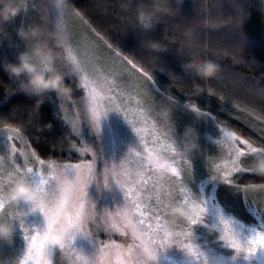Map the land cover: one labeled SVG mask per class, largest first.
<instances>
[{"label": "rangeland", "instance_id": "1", "mask_svg": "<svg viewBox=\"0 0 264 264\" xmlns=\"http://www.w3.org/2000/svg\"><path fill=\"white\" fill-rule=\"evenodd\" d=\"M58 17L64 24L66 42H62L57 36ZM33 25H40L43 31L40 36L27 41L20 37L26 42L27 49L38 42L59 50L62 58L56 62V70L65 75L66 81L75 80L71 97L57 98L56 96L60 116L67 127L71 141L75 139L71 132L72 126L79 124L76 112L77 109L83 112L87 90L82 87V74L74 69L69 59V49L82 62L86 68V74L91 79L97 80L101 87L105 86L106 80H115L121 86L127 84L126 91L131 94L130 104L132 106L137 104L136 97H144V103L140 104L150 107L153 117L163 119L161 113L169 112L174 129L173 139L179 152L177 164L183 169V185L190 193L189 199L193 197L202 199L208 210L203 222L191 227L196 242L207 257L208 264H264V248H257L251 254L241 252L234 258V250L217 239L218 232L210 230V226L215 222L218 223L220 215H223L233 221V226L240 234L242 242H246L255 231H264V192L252 191L246 194L237 182L230 186L219 178L214 179V176H217L214 163L221 162L220 159L227 151V143L230 142L225 132H234L238 136L240 134L218 123L213 115L205 111L194 112L188 104L174 103L155 86L152 88L149 85L134 87L131 81L124 79L127 73H124L123 77L114 76V71L123 72L115 54L106 49L104 44L90 32L87 25L69 9L68 0H27L25 11H22L12 21L11 27L14 29V34H18L20 27L28 28ZM46 32L55 39L48 40ZM189 128L196 131L199 145L198 149L190 153L183 151L185 142L183 134ZM80 135L84 141L95 148L103 161L109 163H119L130 148L139 147L137 134L116 111H110L102 117L99 133L95 131L89 119L83 118ZM20 147L29 148L23 136L13 138L10 129L0 131V192L7 191L20 179H25L39 187L38 177L26 174L23 169L25 162H30L28 166L35 168H39L40 165L34 161L32 156L27 159L21 157L16 151ZM76 154L80 158L79 154ZM261 158H264V152L249 154L245 161L246 167L253 168ZM102 166L100 165L97 169L99 186L94 180L87 189V195L94 201L98 211L123 210V194L114 183L110 188L103 184L102 177L99 175ZM150 166L154 164L150 162ZM167 172L168 169L164 168L161 175H167ZM236 175L238 174H234V180ZM135 179L136 183L143 187L140 183L141 178L137 176ZM237 185L240 187L238 188ZM168 202L179 204L186 201L179 192H174V198L163 199L160 202L166 223L169 218L165 215V205ZM22 207L27 208V205L10 203L0 209V221L9 222L14 227L12 240L0 241V264H20L27 247L25 230L35 231L45 227L46 222L40 208L26 217H18L17 213ZM89 227L91 237L77 234L72 243L74 250H80L86 255L94 254L97 239H107L103 232L97 233L96 225L90 224ZM187 227L188 225L181 224L179 230L183 231ZM112 238L122 244L131 243L130 236L113 234ZM48 251L51 264H74L72 257L66 254L64 249L52 246ZM150 264H189V262L181 250L172 246L158 250L156 259L150 261Z\"/></svg>", "mask_w": 264, "mask_h": 264}, {"label": "trees", "instance_id": "2", "mask_svg": "<svg viewBox=\"0 0 264 264\" xmlns=\"http://www.w3.org/2000/svg\"><path fill=\"white\" fill-rule=\"evenodd\" d=\"M122 2L68 0V6L106 49L113 53L110 44L144 67L153 78L151 88L157 87L177 103L196 105L255 146L264 147V0H183L178 13L158 14V22L149 31L136 26L133 9L138 0H132L128 11L120 7ZM238 8L243 10L240 22L235 20ZM11 24H0V131L19 129L29 148L46 162L76 161L78 155L69 153L71 139L56 95L43 94V103L33 111L38 97L22 91L19 80L3 69L4 63L17 61L27 50ZM189 29L196 30L191 47L183 41ZM46 33L48 40L55 39ZM149 39L165 43L166 50L143 47L142 41ZM202 60L220 66L217 76L205 81L185 75L184 66ZM66 82L74 85L75 80ZM235 182L258 185L264 177L240 173Z\"/></svg>", "mask_w": 264, "mask_h": 264}, {"label": "snow or ice", "instance_id": "3", "mask_svg": "<svg viewBox=\"0 0 264 264\" xmlns=\"http://www.w3.org/2000/svg\"><path fill=\"white\" fill-rule=\"evenodd\" d=\"M242 12L238 8L235 17L237 22L242 19ZM57 36L62 42L67 41L64 24L59 17ZM108 48L113 51L123 69V72L114 71V76L123 77L127 73L124 79L131 81L134 87L154 83L144 67L138 66L128 56L121 55L112 45L109 44ZM68 52L74 69L82 74V87L87 90L84 110L81 112L77 109L76 112L79 124H73L71 129L75 139L71 141L69 153L76 152L80 158L64 163L46 162L37 153L34 161L40 165L39 168L28 166L30 162H25V173L38 177L39 196L36 203L46 223L43 229L25 230L27 247L20 264H51L46 236L56 227L66 233L64 252L72 257L74 264H150V261L156 259L158 250L168 246L161 234L166 221L160 202L174 198V192H179L186 202L190 196L183 185V169L177 164L179 152L173 139L170 114L162 112L163 119H160L152 116L150 107L138 103L132 106L131 94L126 91L127 84L121 86L115 80H106L105 86L101 87L97 80L86 74V68L72 54V50ZM191 107L194 112L200 111L196 105ZM110 111L120 113L139 138V147L130 148L119 163L103 161L95 148L80 135L83 118L89 119L99 133L101 119ZM10 133L13 138L23 135L19 129L14 128H10ZM225 135L230 142L227 143V151L220 159L221 162L214 163L217 174L214 179L219 178L231 186L235 184L234 174H254L246 167L245 161L249 154L256 153L258 149L234 132H225ZM150 162L154 166H150ZM100 165H103L99 173L103 184L110 188L114 183L123 194V210L98 211L94 201L87 195V189L94 180L99 186L97 169ZM164 168L168 169L167 175H161ZM137 176L141 178L143 187L136 183ZM242 190L246 194L252 191L264 192V187L246 184ZM219 220L226 221L230 226L226 233L228 247L249 254L264 247V231H255L246 242H242L240 234H234L233 221L223 215H220ZM90 224L96 225L97 233L103 232L107 239H97L94 254L86 255L80 250H74L72 243L77 234L91 237ZM113 234L130 236L131 243H119L112 238ZM184 234L190 235L187 232Z\"/></svg>", "mask_w": 264, "mask_h": 264}, {"label": "clouds", "instance_id": "4", "mask_svg": "<svg viewBox=\"0 0 264 264\" xmlns=\"http://www.w3.org/2000/svg\"><path fill=\"white\" fill-rule=\"evenodd\" d=\"M26 2L27 0H0V24L14 21L22 11H25ZM174 3L175 6H173V0H150L149 3H145L144 0H138L133 9L136 26L144 31L153 29L158 22V14L174 15L180 11L183 0H174ZM131 4L132 0H123L120 7L124 11H128ZM42 31L40 25H33L28 28L22 26L18 29V34L27 41L40 36ZM183 41L186 46H193L196 41V30L189 29L185 31ZM142 45L155 52L163 51L167 48L165 43L154 39L142 41ZM61 58L62 53L59 50L37 42L20 53L17 61L3 64L4 71L9 76L19 80V87L22 91L38 97L33 106V111H38L40 104L43 103V94L45 93H55L57 98L71 97L73 93L72 85L66 82L65 75L55 68L56 62ZM219 71L220 66L211 60L194 61L183 67L185 75L198 77L205 81L217 76ZM21 77H26V79H20ZM135 99L138 104L144 103V97H136ZM133 131L135 132L134 129ZM183 135L185 141L183 145L184 152L190 153L199 148L197 143L198 135L194 129H187ZM254 147L258 149L257 152H264V147ZM16 151L24 159L37 155L32 148L20 147ZM251 171L256 176L264 177V158L259 159L255 166L251 168ZM256 186L264 187V182ZM38 196L39 191L36 184L29 183L25 179L17 180L7 191L0 192V209L10 203L27 205V208L22 207L17 213L18 217H26L38 210L39 207L36 203ZM207 211L203 200L196 197L190 198L187 202L179 204L168 202L165 205V215L169 219L162 227L161 234L168 242L166 248L175 246L181 250L189 264H208L204 251L196 242L191 231L192 226L203 222ZM181 224H186L188 227L180 231L179 225ZM229 227L226 221L219 220L218 223L215 222L210 226V230L218 232L217 239L226 244V233L229 231ZM185 232L190 233V235L185 236ZM13 234V225L9 222L0 221V241H11ZM234 234L239 235L235 230ZM46 242L49 249L52 246L64 249L67 244L66 233L59 227L53 228L48 232ZM233 250L235 253L234 258L240 255L241 252L236 249ZM244 253L249 254L247 252Z\"/></svg>", "mask_w": 264, "mask_h": 264}]
</instances>
